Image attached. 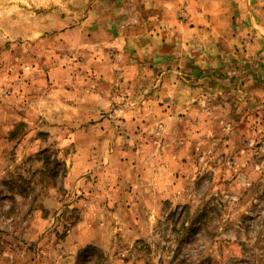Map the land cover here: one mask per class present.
<instances>
[{
	"label": "rangeland",
	"instance_id": "obj_1",
	"mask_svg": "<svg viewBox=\"0 0 264 264\" xmlns=\"http://www.w3.org/2000/svg\"><path fill=\"white\" fill-rule=\"evenodd\" d=\"M0 264H264V0H0Z\"/></svg>",
	"mask_w": 264,
	"mask_h": 264
}]
</instances>
